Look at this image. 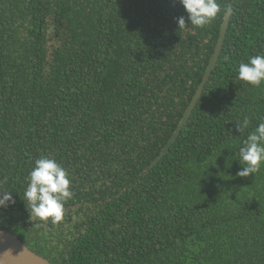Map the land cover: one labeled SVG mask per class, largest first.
<instances>
[{
  "label": "trees",
  "instance_id": "1",
  "mask_svg": "<svg viewBox=\"0 0 264 264\" xmlns=\"http://www.w3.org/2000/svg\"><path fill=\"white\" fill-rule=\"evenodd\" d=\"M207 25L179 0H0V229L53 264H264V163L238 149L264 122V0H217ZM219 60L168 153L225 20ZM184 16L178 28L176 18ZM247 118L240 133L236 125ZM65 169L60 222L23 200L35 161Z\"/></svg>",
  "mask_w": 264,
  "mask_h": 264
},
{
  "label": "clouds",
  "instance_id": "2",
  "mask_svg": "<svg viewBox=\"0 0 264 264\" xmlns=\"http://www.w3.org/2000/svg\"><path fill=\"white\" fill-rule=\"evenodd\" d=\"M179 3L187 13V21L196 27L207 25L221 11L217 0H179ZM226 12L230 13L231 8H226ZM176 23L179 29L189 25L184 16L177 17ZM238 79L253 86L264 83V55L253 56L247 63L241 62ZM248 124L245 118L242 124L236 125L237 131L241 133ZM238 156V161L243 165L238 176L248 177L259 170L261 163H264V122L247 135L238 149ZM72 195L70 179L63 167L47 156L35 161L23 197L29 206L30 218L37 217L44 221L51 218L52 223L60 222L64 215V203ZM15 203L14 193L0 190V209L9 208Z\"/></svg>",
  "mask_w": 264,
  "mask_h": 264
},
{
  "label": "water",
  "instance_id": "3",
  "mask_svg": "<svg viewBox=\"0 0 264 264\" xmlns=\"http://www.w3.org/2000/svg\"><path fill=\"white\" fill-rule=\"evenodd\" d=\"M231 12L226 13L225 20L220 28V36L215 45L214 53L207 66V70L203 76L201 83L199 84L189 106L184 112L183 118L179 123L176 131L170 137L169 141L165 145L162 152L158 155L153 164L158 163L163 156L169 152L171 146L175 143L180 136L184 126L189 121L195 106L201 98L207 82L209 81L213 70L215 69L217 62L222 51L228 27L230 24ZM0 264H52V262L43 255L32 250L23 240L18 236L0 229Z\"/></svg>",
  "mask_w": 264,
  "mask_h": 264
},
{
  "label": "flooded vegetation",
  "instance_id": "4",
  "mask_svg": "<svg viewBox=\"0 0 264 264\" xmlns=\"http://www.w3.org/2000/svg\"><path fill=\"white\" fill-rule=\"evenodd\" d=\"M5 230V229H4ZM6 231V230H5ZM7 232H10V233H12V234H14V235H16V236H18L21 240H23L17 233H15V232H11V231H7ZM24 241V240H23ZM26 243V242H25ZM27 244V243H26ZM28 245V244H27ZM29 246V245H28ZM30 247V246H29ZM31 248V247H30ZM32 250H34L35 252H37L35 249H33V248H31ZM38 253V252H37ZM44 256V255H43ZM44 257H46V256H44ZM47 258V257H46ZM50 260V259H49ZM53 264V263H52Z\"/></svg>",
  "mask_w": 264,
  "mask_h": 264
}]
</instances>
